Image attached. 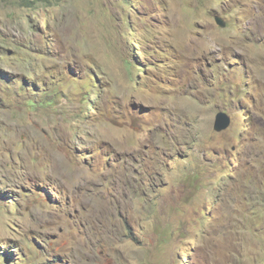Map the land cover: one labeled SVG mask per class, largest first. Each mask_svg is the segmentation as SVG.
<instances>
[{
	"label": "rangeland",
	"instance_id": "1",
	"mask_svg": "<svg viewBox=\"0 0 264 264\" xmlns=\"http://www.w3.org/2000/svg\"><path fill=\"white\" fill-rule=\"evenodd\" d=\"M0 264H264V0H0Z\"/></svg>",
	"mask_w": 264,
	"mask_h": 264
},
{
	"label": "water",
	"instance_id": "2",
	"mask_svg": "<svg viewBox=\"0 0 264 264\" xmlns=\"http://www.w3.org/2000/svg\"><path fill=\"white\" fill-rule=\"evenodd\" d=\"M216 22L222 27L225 26V22L220 17H216ZM231 124V116L225 111L219 112L215 118L214 130L217 132H222L223 130L228 129Z\"/></svg>",
	"mask_w": 264,
	"mask_h": 264
},
{
	"label": "clouds",
	"instance_id": "3",
	"mask_svg": "<svg viewBox=\"0 0 264 264\" xmlns=\"http://www.w3.org/2000/svg\"><path fill=\"white\" fill-rule=\"evenodd\" d=\"M221 19H223V18H221ZM224 20V19H223ZM218 24V23H217Z\"/></svg>",
	"mask_w": 264,
	"mask_h": 264
}]
</instances>
